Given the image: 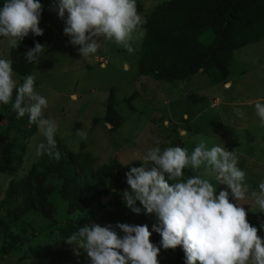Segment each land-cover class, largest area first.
I'll list each match as a JSON object with an SVG mask.
<instances>
[{
	"label": "rangeland",
	"instance_id": "obj_1",
	"mask_svg": "<svg viewBox=\"0 0 264 264\" xmlns=\"http://www.w3.org/2000/svg\"><path fill=\"white\" fill-rule=\"evenodd\" d=\"M161 1L165 0H136L137 11L144 17ZM39 2V27L43 29L39 43L46 51L39 63H33L30 74L35 77V91L48 101L43 117L58 124L56 137L72 151H89L95 160L94 167L112 159L122 165L139 162L153 147L163 150L178 145L190 154L202 139L209 147L225 146L238 157V167L245 171L249 187L247 199L236 203L243 205L248 222L264 238V214L255 212L250 197L251 191H258L259 182L264 180V127L254 107L257 101L264 103V39L236 49L227 65L228 75L221 82H212L202 71L167 82L141 75L135 69L143 29L132 44V53L113 41L101 39L98 51L84 59L78 53L79 46L71 45L70 37L63 32L67 13L64 19L58 16L57 0ZM8 47V39H0V58H7ZM22 78L14 72V79L22 83ZM109 92L121 117L116 129L103 121ZM235 109L242 111L243 117L237 116ZM81 131L87 134L86 139L77 134ZM8 140L9 137L0 145V152ZM43 141L36 126L20 167L14 172L0 171V247L6 232L18 235L14 249L0 251V264H37L58 249L73 254L72 246L64 242L69 235H61L60 231L83 216L84 211H67L58 191L60 180L55 175L45 179L50 187L51 218L32 210L14 217V204L2 203L7 182L20 179L38 160L36 145ZM183 171L185 178L204 173L203 166L195 172L190 168ZM204 178L216 184L214 178ZM225 187L218 185L217 194ZM229 199L234 202L231 196ZM160 240L159 234L152 232L150 241L160 247Z\"/></svg>",
	"mask_w": 264,
	"mask_h": 264
},
{
	"label": "clouds",
	"instance_id": "obj_2",
	"mask_svg": "<svg viewBox=\"0 0 264 264\" xmlns=\"http://www.w3.org/2000/svg\"><path fill=\"white\" fill-rule=\"evenodd\" d=\"M56 11L64 19L63 32L69 43L78 45V53L84 59L94 55L101 39L113 41L132 53L133 42L142 33L146 23L137 11L136 0H57ZM42 5L39 0H4L0 7V36L8 39V45L17 49L25 37L43 35L39 27ZM46 47L38 42L28 48L24 59L39 63ZM12 60L0 58V103L13 99L12 109L17 118L28 115L44 141L36 145V155L47 154L59 160L55 139L58 124L43 117L48 106L47 98L34 89L35 77L31 74L14 79ZM260 124L264 127V103L254 105ZM243 117L239 109L234 110ZM86 139L85 132H78ZM139 167H131L125 173L129 190H124L122 201L133 213L154 214L157 222L152 231L145 225L117 223L101 226L90 221L79 226L64 242L72 246L79 257L86 253L90 264H159L160 248L181 247L184 264H264V238L248 220L243 205L249 187L246 173L238 167V157L225 146H208L201 140L191 151L181 146H169L161 150H147L139 161ZM203 166V176L184 177V169L193 172ZM216 181L213 184L210 179ZM224 185L219 190L217 186ZM232 201L230 202L229 197ZM251 201L256 211L264 214V180L258 191H251ZM139 202V207L136 206ZM264 228V225H261ZM152 232L161 237L160 247L150 241Z\"/></svg>",
	"mask_w": 264,
	"mask_h": 264
},
{
	"label": "trees",
	"instance_id": "obj_3",
	"mask_svg": "<svg viewBox=\"0 0 264 264\" xmlns=\"http://www.w3.org/2000/svg\"><path fill=\"white\" fill-rule=\"evenodd\" d=\"M4 0H0V7ZM143 35L135 60L136 71L155 80L167 82L186 79L198 71L204 72L214 83L225 80L232 53L241 46L264 39V0H165L152 6L144 16ZM0 39L5 37L0 36ZM39 43V36L31 33L17 49L8 47L7 59L12 60L13 72L20 76L30 74L33 63L24 59V53ZM8 104L0 103V145L9 137L0 152V171L14 172L20 167L30 136L36 125L28 115L17 118ZM103 121L116 129L121 117L114 108L109 92ZM59 160L47 154L39 156L18 180L10 179L3 193L2 203H13V216H23L29 210L44 218H51L50 187L45 179L59 178V195L66 202L68 212L84 211V215L61 229V235H71L79 226L93 221L101 226L121 220L130 225H147L149 230L157 222L154 214L133 213L121 198L130 188L125 173L140 162L122 165L112 159L94 167L89 151L70 150L56 136ZM136 206H140L137 202ZM4 227V226H3ZM0 247L7 253L16 246L18 235L5 233ZM159 264H184L181 247L163 249L158 254ZM37 264H90L86 253L79 257L66 249L50 251L46 261Z\"/></svg>",
	"mask_w": 264,
	"mask_h": 264
},
{
	"label": "crops",
	"instance_id": "obj_4",
	"mask_svg": "<svg viewBox=\"0 0 264 264\" xmlns=\"http://www.w3.org/2000/svg\"><path fill=\"white\" fill-rule=\"evenodd\" d=\"M259 135H261V134H259ZM248 159H250V158H248ZM249 162V161H248ZM258 165H262V164H260V162H258ZM262 171V170H261Z\"/></svg>",
	"mask_w": 264,
	"mask_h": 264
}]
</instances>
